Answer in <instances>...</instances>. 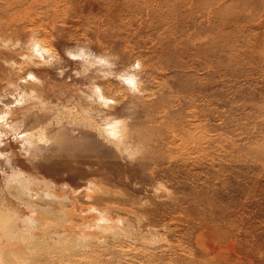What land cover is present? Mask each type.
Wrapping results in <instances>:
<instances>
[{
	"label": "rangeland",
	"instance_id": "rangeland-1",
	"mask_svg": "<svg viewBox=\"0 0 264 264\" xmlns=\"http://www.w3.org/2000/svg\"><path fill=\"white\" fill-rule=\"evenodd\" d=\"M129 2L0 0V264H264V30Z\"/></svg>",
	"mask_w": 264,
	"mask_h": 264
},
{
	"label": "bare ground",
	"instance_id": "bare-ground-1",
	"mask_svg": "<svg viewBox=\"0 0 264 264\" xmlns=\"http://www.w3.org/2000/svg\"><path fill=\"white\" fill-rule=\"evenodd\" d=\"M104 1H106L109 4H115V5L118 4L120 6V4L123 3L124 0H104ZM129 1L130 2L127 4L128 10H130V8L135 6H141V5L147 7L152 6L154 8V11L151 14L157 20L158 25L161 27V30L165 28V32H167L169 36L264 30V0H129ZM183 22L188 23L192 26H194V24H198L201 27L198 31L194 29V32L192 31L189 32V30L186 29V27L183 25ZM114 127L115 125L113 124L110 127V130L116 129ZM36 213H38V211ZM67 224L65 223L66 226ZM65 225L62 226L64 227ZM72 225L75 224L72 223ZM3 233L4 235L1 237H5V239H7L10 242V240H13L11 238L15 234L14 226L13 228L11 227L8 230L4 231ZM201 236H203V234H201L200 237ZM5 239L3 238L2 240ZM30 247L32 246L30 245ZM206 247L211 250L209 245ZM32 248L34 249V247ZM25 249H23L19 244L17 246V242L13 241L12 243L10 242L7 246L0 248V252L3 254H7L8 261H15L16 257H13L14 255L12 256L11 253L14 252L18 254H23L24 252L28 253L27 251H25ZM27 263H29V261ZM232 264H255V261L251 259L240 261V259H238L235 260Z\"/></svg>",
	"mask_w": 264,
	"mask_h": 264
}]
</instances>
